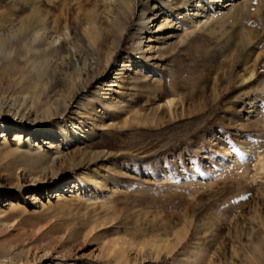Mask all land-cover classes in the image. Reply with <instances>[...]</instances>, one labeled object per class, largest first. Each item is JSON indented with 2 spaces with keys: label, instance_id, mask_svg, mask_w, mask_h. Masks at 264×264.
<instances>
[{
  "label": "rangeland",
  "instance_id": "1",
  "mask_svg": "<svg viewBox=\"0 0 264 264\" xmlns=\"http://www.w3.org/2000/svg\"><path fill=\"white\" fill-rule=\"evenodd\" d=\"M263 1L0 0V264H251Z\"/></svg>",
  "mask_w": 264,
  "mask_h": 264
},
{
  "label": "bare ground",
  "instance_id": "2",
  "mask_svg": "<svg viewBox=\"0 0 264 264\" xmlns=\"http://www.w3.org/2000/svg\"><path fill=\"white\" fill-rule=\"evenodd\" d=\"M215 1L218 3V2H221L223 0H215ZM154 8L156 9V6H154ZM159 16H160L159 11H156L150 18L147 19L146 23L148 25V28H150L149 24H151L155 20H157V18ZM91 23H93V22H91ZM93 27H94V25H93ZM155 31H157V30H153V31H150V32L154 33ZM1 45H3V44H2V40L0 39V46ZM252 76H254V72L251 70V73H250L249 77L244 79V82L247 81L248 79H250ZM84 88L85 87L79 88L76 93L78 94V92L79 93L82 92L84 90ZM173 100L169 99L168 103H170ZM48 112H49V110L44 111L45 115ZM6 125H7L6 122H2L1 123V126H3V127H5ZM1 135L3 136L4 134H0V136ZM20 136H21L20 133H15V137L13 138V140L20 139ZM20 145H18V143H17V145H15L13 147L11 145H7L6 142H4V141L1 142V144H0V159L2 157L6 156V155L7 156L8 155H14L16 153L21 154V156H28L29 155V151L25 150V149H22V147H20ZM228 154L232 156V161H236V154H230V153H228ZM245 157H247V156L244 155V158ZM0 168L2 169V167H0ZM19 173H21L19 170L18 171L14 170V171L10 172L7 175V177L5 178V187H7V188L15 187L17 185V183L19 182V178H20L19 177ZM255 175L264 176V154H262V153H259L256 156V160H255V163H254V174H253V176H255ZM38 177L39 176L31 175V178L33 180H37L36 178H38ZM9 204H10V207H9L10 209H17V205H14L12 203H9ZM186 235H187V230H186V228L183 227V229H181V230L174 231L175 242L173 244H171L170 242H167L166 240L162 241L161 243H158V240H154V241L153 240H149V241H144L143 242V248H145V246L147 247V245H149L150 247L154 248L157 253L161 252V250H169V249H172L173 247H176L175 245L178 244L179 241L184 239V237ZM124 243H126V242L123 241V242L120 243L121 245H120L118 251H116V252H119L121 254L123 253L122 245ZM250 262H251V264H264V238L259 242V244H257L254 247V254L250 257Z\"/></svg>",
  "mask_w": 264,
  "mask_h": 264
}]
</instances>
